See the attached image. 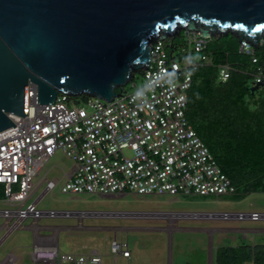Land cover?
Returning a JSON list of instances; mask_svg holds the SVG:
<instances>
[{"label": "built area", "instance_id": "built-area-1", "mask_svg": "<svg viewBox=\"0 0 264 264\" xmlns=\"http://www.w3.org/2000/svg\"><path fill=\"white\" fill-rule=\"evenodd\" d=\"M185 34L188 42L182 49L185 58H175L164 42H153L149 69L142 74L144 86L133 91L125 87V92L112 102L96 96L77 99L79 96L59 93L54 104L34 100L26 117L12 116L16 127L0 132V199L8 206L0 209V218L5 221L7 237L24 227L27 218H33L37 224L43 217L88 214L40 210L39 201L28 203L35 192L34 178L45 161L59 150L74 163L62 186L64 193L221 197L236 192V186L187 116L189 90L200 64L191 56L194 51L202 55V61L207 60L211 38L194 32ZM240 49L258 63L256 49L249 42L243 40ZM262 70L263 67L257 70L256 83L264 80ZM219 75L226 81L230 76L229 65L221 66ZM46 182L43 197L58 184L53 180ZM173 215L179 216H166ZM227 216L224 213L223 217ZM237 217L246 215L238 213ZM262 217L259 213L250 216ZM111 253L115 257H131L128 243L117 238L111 242ZM32 256L36 262L45 264H104L98 252L73 254L62 252L57 246L36 245Z\"/></svg>", "mask_w": 264, "mask_h": 264}, {"label": "water", "instance_id": "water-1", "mask_svg": "<svg viewBox=\"0 0 264 264\" xmlns=\"http://www.w3.org/2000/svg\"><path fill=\"white\" fill-rule=\"evenodd\" d=\"M183 30L259 49L264 0H0V132L59 93L112 102L149 69L153 42L171 46Z\"/></svg>", "mask_w": 264, "mask_h": 264}, {"label": "rangeland", "instance_id": "rangeland-1", "mask_svg": "<svg viewBox=\"0 0 264 264\" xmlns=\"http://www.w3.org/2000/svg\"><path fill=\"white\" fill-rule=\"evenodd\" d=\"M182 43L187 42L186 35ZM174 57L185 58L182 46L174 51ZM193 51V57H199ZM135 83V85H133ZM145 84L142 73L127 84L129 91ZM73 161L62 151L45 161V165L33 183L43 178H59L56 188L38 203L40 210L86 212L87 215L43 217L39 225L77 227L61 230L59 248L62 252L90 254L98 251L104 264H215L220 246L264 243V217H188L181 214L259 213L264 215V192H253L241 200L232 195L215 197L199 195L137 194L100 195L92 193H64V176L73 167ZM47 183L39 187L28 203L34 202L45 190ZM0 203V209H5ZM13 208V207H10ZM157 214V216H151ZM179 214V216H166ZM148 215V216H146ZM4 222L0 218V225ZM32 222L28 219L25 224ZM2 231L0 239L5 236ZM114 238L126 242L132 253L130 259L114 256L111 242ZM34 235L29 229H17L0 245V263L14 252L21 255L24 264H42L31 260Z\"/></svg>", "mask_w": 264, "mask_h": 264}, {"label": "trees", "instance_id": "trees-1", "mask_svg": "<svg viewBox=\"0 0 264 264\" xmlns=\"http://www.w3.org/2000/svg\"><path fill=\"white\" fill-rule=\"evenodd\" d=\"M185 33L183 30L171 39V46L170 41L164 42L169 53L188 46L181 41ZM240 44L229 34L209 41L207 60L202 61L199 53L194 58L192 53V60L200 64L193 76L187 109L190 123L236 186L232 196L237 200L264 192V87L252 92L257 70L264 65V43L256 49L257 64L251 55L241 52ZM223 65L230 67L226 81L219 75ZM215 264H264V243L222 245Z\"/></svg>", "mask_w": 264, "mask_h": 264}, {"label": "crops", "instance_id": "crops-1", "mask_svg": "<svg viewBox=\"0 0 264 264\" xmlns=\"http://www.w3.org/2000/svg\"><path fill=\"white\" fill-rule=\"evenodd\" d=\"M70 173H71V171L69 173H65L64 174V176L66 177V179H68V176L70 175ZM47 180H50V179H48V178L45 177L39 183H37L36 185L34 184L35 185V191L39 187H41V185L44 182H46ZM53 181H57L59 183L60 180H59V178H55V179H53ZM45 190H46V188H45ZM45 190L41 193V195L39 196V198L35 200L36 202H38V201L40 202L41 201V199L43 198V195L45 194ZM0 203H3L5 206H7L6 203L3 200H1V199H0ZM181 216H188V215L187 214H181ZM188 217H191V216H188ZM28 219H31L32 222L30 224L26 225L25 222ZM74 228H78V226L77 227H60V226L39 225V221H38L37 224H35L33 218H27L24 221V227H22L20 229H29V230H32L33 231V235H34V244H33V247H34L36 245L56 246L57 243L59 245V234H60V231L61 230H70V229H74ZM4 230L6 231V234H5V236H3L0 239V245L7 238V227L5 225V221L0 225V234ZM94 252H98V251H94ZM131 257H132V253H131ZM30 258H31V260L35 261L34 258H33V256H32V252L30 253ZM10 261H14V262H16V264H24V261H23L22 256L21 255H17L14 252H11L7 256H5L3 258V260L1 261L0 264H11L12 262H10ZM42 264H45V263H42Z\"/></svg>", "mask_w": 264, "mask_h": 264}]
</instances>
